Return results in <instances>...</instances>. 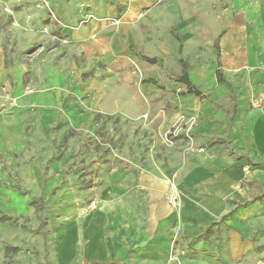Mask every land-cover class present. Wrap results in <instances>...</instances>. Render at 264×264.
<instances>
[{"label": "rangeland", "instance_id": "374dc122", "mask_svg": "<svg viewBox=\"0 0 264 264\" xmlns=\"http://www.w3.org/2000/svg\"><path fill=\"white\" fill-rule=\"evenodd\" d=\"M165 1L0 0V264H264L256 183L200 235L181 233L173 195L179 232L154 259L60 263L50 251L47 226L59 200L51 176L97 189L110 169L137 174L148 157L199 151L198 136L206 147L226 142L195 133L209 110L203 103L213 109L206 120L225 130L241 100L264 108V92L222 62V39L237 26L234 2ZM204 72L211 84L199 83ZM152 132L160 139L153 152ZM86 200L80 209L94 210Z\"/></svg>", "mask_w": 264, "mask_h": 264}, {"label": "crops", "instance_id": "0c3cea01", "mask_svg": "<svg viewBox=\"0 0 264 264\" xmlns=\"http://www.w3.org/2000/svg\"><path fill=\"white\" fill-rule=\"evenodd\" d=\"M152 1L131 0L140 5ZM231 2L238 19L237 26L222 39L224 68L246 74L255 94L264 92V0ZM198 81L211 84L206 72ZM207 103L201 105L209 110L201 111L195 133L208 138L223 136L226 142L217 140L206 147L198 136L199 151L187 150L178 158L148 157L140 160L137 174L127 168L110 169L104 185L97 189H78L63 175L50 177L48 190L59 198L57 216L50 217L47 226L55 262L121 258L140 263L145 257L154 259L166 252L172 236L179 232L176 214L168 203L170 195L180 201L181 233L193 236L226 219L232 208L250 198L251 183L264 190V166L260 165L264 159V108L250 109L241 100L225 130L206 120V113L213 112ZM147 140L151 152L155 151L160 140L157 134L152 132ZM86 199L96 203L94 210H81L88 204Z\"/></svg>", "mask_w": 264, "mask_h": 264}, {"label": "trees", "instance_id": "16d2710c", "mask_svg": "<svg viewBox=\"0 0 264 264\" xmlns=\"http://www.w3.org/2000/svg\"><path fill=\"white\" fill-rule=\"evenodd\" d=\"M216 74L218 76V78H220V73H219V70L216 71ZM184 82H186L190 87H189V92L190 93H196V94H199V92L196 90V88L190 84V82L188 81V78H187V75L185 74L183 79H182Z\"/></svg>", "mask_w": 264, "mask_h": 264}, {"label": "built area", "instance_id": "2783aa9c", "mask_svg": "<svg viewBox=\"0 0 264 264\" xmlns=\"http://www.w3.org/2000/svg\"><path fill=\"white\" fill-rule=\"evenodd\" d=\"M168 203L172 205H176V198L173 195L168 197Z\"/></svg>", "mask_w": 264, "mask_h": 264}]
</instances>
